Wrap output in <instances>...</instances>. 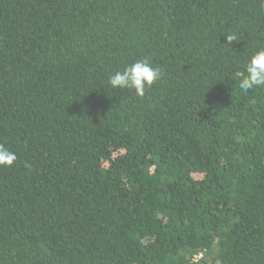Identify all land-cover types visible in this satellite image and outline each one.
<instances>
[{"label":"trees","instance_id":"1","mask_svg":"<svg viewBox=\"0 0 264 264\" xmlns=\"http://www.w3.org/2000/svg\"><path fill=\"white\" fill-rule=\"evenodd\" d=\"M260 48L264 0H0V264H264Z\"/></svg>","mask_w":264,"mask_h":264},{"label":"clouds","instance_id":"2","mask_svg":"<svg viewBox=\"0 0 264 264\" xmlns=\"http://www.w3.org/2000/svg\"><path fill=\"white\" fill-rule=\"evenodd\" d=\"M227 44L238 41L233 32H225ZM247 75L240 81L243 91L264 85V48L255 51L247 63ZM161 78V69L151 64L148 59L136 60L126 66L123 71H115L109 76L108 83L112 88L134 89L136 94L143 97L146 87H151ZM17 159L8 147L0 145V165H12ZM219 264V262H217Z\"/></svg>","mask_w":264,"mask_h":264}]
</instances>
